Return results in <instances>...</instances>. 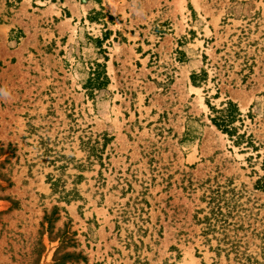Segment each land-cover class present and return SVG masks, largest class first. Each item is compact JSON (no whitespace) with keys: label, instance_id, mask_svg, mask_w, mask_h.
<instances>
[{"label":"rangeland","instance_id":"rangeland-1","mask_svg":"<svg viewBox=\"0 0 264 264\" xmlns=\"http://www.w3.org/2000/svg\"><path fill=\"white\" fill-rule=\"evenodd\" d=\"M0 264H264V0H0Z\"/></svg>","mask_w":264,"mask_h":264},{"label":"trees","instance_id":"trees-1","mask_svg":"<svg viewBox=\"0 0 264 264\" xmlns=\"http://www.w3.org/2000/svg\"><path fill=\"white\" fill-rule=\"evenodd\" d=\"M96 77L99 82V86L106 85L108 82L106 71H98ZM222 111H224L225 114L220 117H216L214 120L221 129L225 132L231 133V124L236 120L239 113L238 107L234 103H230V105L227 108L222 109Z\"/></svg>","mask_w":264,"mask_h":264}]
</instances>
